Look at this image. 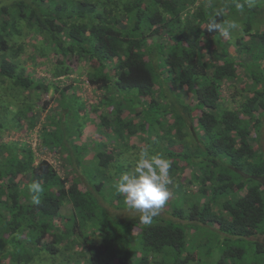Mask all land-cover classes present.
<instances>
[{
	"label": "trees",
	"instance_id": "trees-1",
	"mask_svg": "<svg viewBox=\"0 0 264 264\" xmlns=\"http://www.w3.org/2000/svg\"><path fill=\"white\" fill-rule=\"evenodd\" d=\"M217 1L0 4V264H264V0ZM211 19L238 28L208 32ZM73 76L95 92L75 111L80 140L94 122L92 141L169 160L170 195L151 223L106 194L116 181L97 183L83 169L94 161L104 181L133 172L115 145L71 144L73 155L70 132L52 130L62 120L50 117L34 148L2 141L8 130L33 132L36 110L62 107L47 96ZM10 106L17 111L6 115ZM44 154L59 155L62 173ZM34 180L39 204L28 192Z\"/></svg>",
	"mask_w": 264,
	"mask_h": 264
},
{
	"label": "rangeland",
	"instance_id": "rangeland-1",
	"mask_svg": "<svg viewBox=\"0 0 264 264\" xmlns=\"http://www.w3.org/2000/svg\"><path fill=\"white\" fill-rule=\"evenodd\" d=\"M16 0H2L1 1V6H9L12 4V2H14ZM223 0H218V5L217 7H220L221 2ZM235 0H229V3L234 2ZM252 6V5H251ZM250 7V6H248ZM246 15V14H245ZM246 19V18H244ZM36 40H39L38 37H35ZM41 39V38H40ZM52 50V49H51ZM54 53V52H53ZM46 57H48L49 59H51L53 56L51 54H46ZM49 59L47 60L46 58H43L40 60V63H47L49 61ZM47 61V62H46ZM41 74V73H40ZM74 74H77V71L74 72ZM76 77V76H75ZM69 82H72L73 85H69L68 88L66 90H64L62 93L60 94H56L53 91H51L48 96L47 99L49 100L50 98L53 99L54 103H59L61 105L62 103V107H58L56 105H53L52 108L49 111H43V112H38L36 110L35 115H36V120L35 123H37L35 130L31 133L26 132L25 128H20L19 130H8V132L3 134L2 137V141L3 142H15V141H24V142H28V144H30V146L32 148H34L37 145V131L39 129L40 126H42L43 123H45L46 119L48 117H50V120H52V118H55L57 121L62 120L60 123L58 124H52V130H57L59 134H65L67 131L69 134L66 135V137H69L70 141H68L69 145L71 146V144H77L79 146H82L83 144H86L85 146H89V148H93L96 152L98 151L99 148H101L104 144L108 146V148L110 147L111 150L113 149V145H115L117 147V152H120L119 154H121L119 156V164H125L127 160L131 161V159L133 158L132 162H136V160L138 159L137 155L135 154V152H133V154H130V151H126L124 152L123 149L120 147V144H117L116 141H108L107 138H100L94 141H92L91 139H89V137H93L94 138V130H91L92 127H95V123H90L88 126H85L81 131L83 133L82 139L80 140L78 137V133L79 131H77V127L82 128L83 126V122L81 120V117L79 115H77L75 113V111L81 107L82 105H80L81 101H83V98L86 99V101L89 102H93V96L95 95V92L92 93V91L89 92V88H86L87 86L84 84V81H82V79H75L74 76L71 79H62L59 84L61 86H65L66 84H68ZM87 89V90H86ZM1 93V91H0ZM133 93L135 94V91L130 92V94ZM3 94V93H2ZM84 94V95H83ZM121 96H125L128 95V91H122L120 92ZM129 96V95H128ZM39 100H45V98L40 94L37 97ZM123 98V97H122ZM81 99V101H80ZM128 99H126L125 101H127ZM130 100L134 103L135 105L139 104V99L138 98H130ZM132 103V104H133ZM127 104H129V102L127 101ZM131 104V105H132ZM180 105H186L185 103L180 102ZM6 115H12L15 114L17 109L16 107H12L10 106L9 109H6ZM175 112V111H174ZM33 113V115H34ZM30 114V113H29ZM91 115V113H90ZM2 120V119H1ZM98 120V119H97ZM2 122H5L4 120H2ZM12 123L13 124H18V120L16 118L12 119ZM12 123H10V125L14 126ZM25 123L21 122V126H24ZM161 123L154 125L150 128V133L146 132V139H148V136H152V138H154V135L160 132L161 128ZM17 127V126H14ZM87 127V128H86ZM96 128V127H95ZM187 131V130H186ZM5 132V131H4ZM142 135V134H141ZM144 135V133H143ZM87 141V142H86ZM131 144L133 143L134 145L138 143V141L136 139H131ZM149 142V139H148ZM157 142V141H155ZM154 143V142H152ZM158 145L154 148V150L162 148L160 145L162 144L160 141L157 143ZM110 145V146H109ZM261 146L264 147V137L262 138V142H261ZM73 155L74 154V150L73 147H70ZM80 148H78V152ZM128 150V149H127ZM130 150V149H129ZM84 152V151H83ZM81 150L80 156L84 155ZM140 153V152H138ZM43 158H45L46 160H48L49 162H51L55 167H57V169H60V172L62 173L63 169L60 167L59 163V155H53V154H44L42 156ZM123 163H120V162ZM83 169L86 172H89V175H95L94 172L98 173V175L96 176V182H100L102 181L104 183V185H108V181H116L118 182L120 174L112 175L111 179H108L107 181H104L103 177H102V173L105 172V170L103 168H98V166H96L94 161H91L88 165L83 166ZM99 169V170H98ZM114 169L116 172H120V166L118 164H113L110 167V170ZM134 169V167L132 168ZM113 174V173H112ZM115 182V183H116ZM172 191V190H171ZM106 194L108 195H112L114 192L119 195V196H123L122 194H118L115 191V187L114 184L112 187L108 188L107 190H105ZM174 192V191H172ZM104 194V193H103ZM125 200V198H124ZM197 239L199 238L198 236ZM264 240V239H263Z\"/></svg>",
	"mask_w": 264,
	"mask_h": 264
},
{
	"label": "clouds",
	"instance_id": "clouds-1",
	"mask_svg": "<svg viewBox=\"0 0 264 264\" xmlns=\"http://www.w3.org/2000/svg\"><path fill=\"white\" fill-rule=\"evenodd\" d=\"M236 8L243 10L244 5L237 3ZM237 28L235 21L223 26L215 19L209 20L206 25L208 32H219L224 37H229ZM170 167L169 160L162 155H149L147 151L142 150L135 162L134 171L122 173L114 185L115 191L124 196L125 203L141 213L140 220L145 224L152 222L170 195L167 188L171 183ZM42 191L38 180L28 185V192L34 204L40 203L39 194Z\"/></svg>",
	"mask_w": 264,
	"mask_h": 264
}]
</instances>
